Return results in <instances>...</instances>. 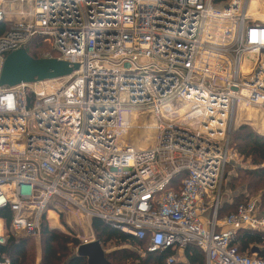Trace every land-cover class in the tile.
Here are the masks:
<instances>
[{
  "label": "built area",
  "instance_id": "obj_1",
  "mask_svg": "<svg viewBox=\"0 0 264 264\" xmlns=\"http://www.w3.org/2000/svg\"><path fill=\"white\" fill-rule=\"evenodd\" d=\"M249 1L0 0V74L39 38L79 65L0 87V209L12 232L39 236L58 200L151 253L195 246L206 264H264L232 246L240 230L264 232L260 202L219 218L236 111L264 121V21L248 16ZM133 112L134 129L151 118L156 146L121 140Z\"/></svg>",
  "mask_w": 264,
  "mask_h": 264
},
{
  "label": "trees",
  "instance_id": "obj_2",
  "mask_svg": "<svg viewBox=\"0 0 264 264\" xmlns=\"http://www.w3.org/2000/svg\"><path fill=\"white\" fill-rule=\"evenodd\" d=\"M214 2L216 5H221L228 0H214ZM28 53L36 59L45 58L48 54L55 59L58 58V54L52 47L40 38L32 42L28 48ZM233 144H235V150L241 158L244 160L251 159L253 168L237 167L239 175L232 176L229 189L232 192L238 189L245 190V192L260 190L261 211L264 214V136L254 132L248 126H242L231 134L232 148ZM181 180L182 178L177 183H180ZM235 199L232 200V203L225 202L221 206L219 210L220 219L235 212L240 205L248 203V200H245V202L235 206L233 203ZM46 215L42 218L39 235L42 248L41 260L37 261L36 247L31 243L34 237L17 238L10 235L4 244H0V264H88L85 258H74L77 253L72 248H79L83 243L77 237L50 229L46 222ZM0 219L10 228L13 213L10 209H0ZM92 226L96 239L103 248L112 244L116 246L111 251H107V260L110 264H168L167 260L175 255L172 250L157 253L148 252L145 243L129 238L110 228L99 219H94ZM127 243L134 247H144L147 257L142 258L137 255L133 247L131 249L125 246ZM232 246L236 247L239 253H248L249 256H252L251 250L254 247L259 250L258 257L264 259V233L240 230L237 240L233 242ZM183 254L187 261L186 264H206L205 254L198 247L189 246ZM175 264H185V262L180 261Z\"/></svg>",
  "mask_w": 264,
  "mask_h": 264
},
{
  "label": "rangeland",
  "instance_id": "obj_3",
  "mask_svg": "<svg viewBox=\"0 0 264 264\" xmlns=\"http://www.w3.org/2000/svg\"><path fill=\"white\" fill-rule=\"evenodd\" d=\"M263 9H264V6H262L260 11L264 12ZM248 109L249 107H241L236 111L237 118L234 124L233 131L237 130L238 128L242 126H248L254 132L264 136L263 114L257 110L248 111ZM148 124H152L151 118L148 116L142 117V119L139 122V126H138L139 131H138V128L130 130L129 136L126 139L128 143L135 145L137 149H140V148L146 149V148L156 146V143L158 142V139H156V131H153L151 134H149L148 137L146 136ZM145 126L146 128H144ZM234 145L235 144H233V148L232 147L231 148L233 150V153L237 155V163L235 164V167L230 166L228 167L226 171L225 182H224L225 186L222 192V199L224 201H227L229 200L230 197L234 195V197L236 198L235 201L233 202L235 206L245 202V200L261 201V191L260 190L259 191L252 190L251 192H247V191L245 192V190L238 189L237 191L232 192L229 189L232 176L239 175L236 169L237 166L241 168H253L251 159L244 160L243 158H241L238 152L235 150ZM242 193L244 194V196H241L243 195ZM52 205L53 206L51 207L50 211H52V209L54 208L52 211L54 213L51 212L52 214L50 215V212H47V215H46V222L50 229L56 230L63 234H67L69 236L77 237L82 243L84 242L85 239H93V238L96 239L97 238L94 233L93 226L92 225L90 226V223L93 224V221H89L87 218H82L80 214L75 213L74 210L76 209V207L69 208L67 204H65L62 201H58V200H55ZM1 226L2 228H0V234L4 235L6 238H8L10 235L15 236L17 238H30L26 235H22V233H19V234L13 233L11 226L10 228H8L6 223L3 220L2 222H0V227ZM31 243L35 245L36 259L37 261H40L42 257L41 238L39 236H36L32 238ZM125 246L131 249L133 247V249L136 250L137 255H139L140 257L142 258L147 257L144 247H134V246L129 245L128 243ZM114 248H116V246L115 244H112V245L106 246V248L104 249L109 252ZM72 249L74 250L75 253H77L78 248H72ZM182 256L183 255L181 251L175 252L174 257L176 259H181ZM179 262L180 261H178L177 263Z\"/></svg>",
  "mask_w": 264,
  "mask_h": 264
},
{
  "label": "water",
  "instance_id": "obj_4",
  "mask_svg": "<svg viewBox=\"0 0 264 264\" xmlns=\"http://www.w3.org/2000/svg\"><path fill=\"white\" fill-rule=\"evenodd\" d=\"M226 8L229 6L226 5ZM78 70V64L55 58L36 59L26 49H21L7 56L0 74V87L36 85L71 76ZM253 253L259 254V251L253 249ZM107 254L96 240L82 244L74 258H85L88 264H110Z\"/></svg>",
  "mask_w": 264,
  "mask_h": 264
},
{
  "label": "bare ground",
  "instance_id": "obj_5",
  "mask_svg": "<svg viewBox=\"0 0 264 264\" xmlns=\"http://www.w3.org/2000/svg\"><path fill=\"white\" fill-rule=\"evenodd\" d=\"M264 5V0H250L248 2V6L246 9V13L248 14V16H254L255 18H259L262 21H264V12L260 11L261 7ZM264 10V9H263ZM250 60L247 59V63ZM243 107H245V105H243ZM251 110H255L252 108H249L248 111ZM169 111H171L172 114H176V116L180 117L181 119H183V117H185V115L187 113H189L188 108L184 107L181 110H176L173 107L169 108ZM256 115V114H255ZM252 116V115H251ZM138 117V114L133 112L132 114H126L125 116V128L122 130L123 133V138H121V140L124 142V140H126V137L129 136L130 130L134 129V127H136L137 123H136V119ZM253 117V116H252ZM258 119V118H257ZM146 125V124H145ZM263 125V123H262ZM139 131V130H138ZM153 131H156V126L154 123L152 124H148L147 125V131H146V136L148 137L149 134H151ZM151 138V137H150ZM150 140V139H149ZM155 141V140H154ZM135 146V145H134ZM136 147V146H135ZM142 149V148H140ZM50 211V215L54 212ZM88 236V235H87Z\"/></svg>",
  "mask_w": 264,
  "mask_h": 264
},
{
  "label": "crops",
  "instance_id": "obj_6",
  "mask_svg": "<svg viewBox=\"0 0 264 264\" xmlns=\"http://www.w3.org/2000/svg\"><path fill=\"white\" fill-rule=\"evenodd\" d=\"M237 118V117H236ZM236 118H235V122H236ZM235 124V123H234ZM233 129H234V126H233ZM264 131V130H263ZM232 132H233V130H232ZM230 142H231V137H230ZM230 167V166H229ZM233 167H235V165H233ZM237 167H239V166H237ZM228 169V168H227ZM227 171V170H226ZM224 183H223V187H222V190H221V199H222V192H223V189H224ZM235 197H234V195L232 196V197H230L229 198V200H227V201H224L223 199L221 200V202H222V205L225 203V202H228V203H232V200L234 199ZM259 201V200H258ZM260 202V214H261V216H264V214L262 213V211H261V201H259ZM53 211V210H52ZM50 212V211H49ZM76 213V212H75ZM77 215V214H76ZM80 216V215H79ZM82 218H85V217H83V216H81ZM207 215L206 216H204V218H206L207 219ZM0 222H2V219H0ZM0 228H2V226L0 227ZM259 233H264V232H259ZM253 249H256V248H254V247H252V250H251V254H252V256H258V254H256V253H253ZM261 249V248H260ZM258 250V249H257ZM259 251V250H258ZM184 251L182 252V258L181 259H177L178 261H183V262H185V264L187 263V261H186V259H185V257H184ZM248 254V253H247Z\"/></svg>",
  "mask_w": 264,
  "mask_h": 264
}]
</instances>
